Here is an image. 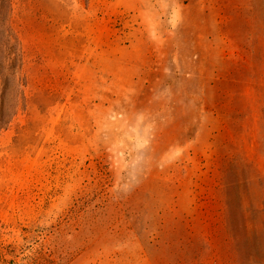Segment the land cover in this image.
I'll use <instances>...</instances> for the list:
<instances>
[{
  "label": "rangeland",
  "instance_id": "374dc122",
  "mask_svg": "<svg viewBox=\"0 0 264 264\" xmlns=\"http://www.w3.org/2000/svg\"><path fill=\"white\" fill-rule=\"evenodd\" d=\"M0 264H264V0H0Z\"/></svg>",
  "mask_w": 264,
  "mask_h": 264
}]
</instances>
